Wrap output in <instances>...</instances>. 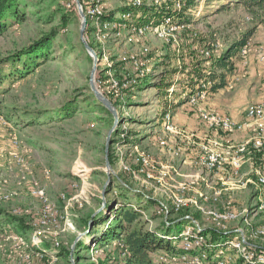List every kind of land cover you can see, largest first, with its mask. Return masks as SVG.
<instances>
[{"label": "rangeland", "instance_id": "1", "mask_svg": "<svg viewBox=\"0 0 264 264\" xmlns=\"http://www.w3.org/2000/svg\"><path fill=\"white\" fill-rule=\"evenodd\" d=\"M91 1L95 0H79L80 5H90ZM99 1L101 10H114L115 18H119L121 11L117 6L130 0ZM28 2L30 5L25 10L37 11L28 14L23 23L14 24L0 35V57L27 46L50 27L60 25L58 17L50 21L49 15L66 9L73 3L77 10L75 0H28ZM193 6L196 10L199 9V14L189 15L190 26L176 31L178 38L188 33L186 30L194 29L199 32L201 41L217 43L215 53H220L241 33L254 27L248 42L250 64L247 70H264V65L256 59L257 50L264 47V9H248L238 3V0H195ZM81 20V16L76 14L75 17L72 16L70 23L59 27L58 34L52 40L54 55L50 59L42 61L24 79L15 83L6 82L0 86V114L6 121L5 109L15 110L14 112L29 109L34 113L36 109L42 112L49 111L47 115L39 116L42 113L40 112L21 119L22 122L18 125L7 121L8 125L0 127L5 137L3 143L9 146L11 143L23 159V163L18 165L12 155L10 159L7 153L0 157V192L11 195L8 200L0 198V208L23 220L28 226L27 230L21 231L0 217V264L117 262L118 252L114 243L111 245L97 243L94 236L100 230L99 226L93 228L91 233L90 226H86L85 221L89 220V214L98 213L100 216L103 210L102 197L108 203L121 199L125 192L122 190L121 182L129 185L133 192H138L136 195L133 192H126L130 202L135 205L146 202L144 195L158 201L156 204L148 205L149 208L145 211L149 220L146 228H160L165 211H169L171 213L165 215L169 218L188 214L194 217L201 228L218 229L209 215L198 209L196 203L190 200L196 199L199 206H205L207 209L220 212L228 209L237 212L236 216L224 223L220 230L234 232L240 229L246 233V242L263 248V239L251 238L249 234L250 225L247 220L253 213L256 217H253L251 223L254 226L264 224V211L255 214L257 202L251 184L243 186L245 179L239 180L238 183L232 180L227 189H224L220 183L210 180V176L206 175L202 168L200 170L203 179L196 185L190 182V188L180 194L177 190L178 184L193 180L190 175L194 174V168L191 167L190 173L176 178L177 175L170 172L173 159L178 158L168 153L167 160H158L152 151V148L159 144L157 141L159 135L168 134L165 133L161 120L165 103L170 104L172 110L184 96L182 84L185 78L175 84L176 92L167 102L165 101L167 93L161 94L150 85L154 80L151 72L153 70L157 72L162 68L158 66L161 55L157 53L172 52L173 48L162 44L153 31L147 32L136 43H126L122 37L113 35L112 31H106L105 38H98V29L93 19L85 21L81 36ZM82 39L92 45L94 57L86 49L85 51L81 49L80 45H84ZM145 52L148 55L150 53L156 55L154 60H148L149 73L139 83L137 81L134 87L121 89L119 96L115 97L109 89L97 87L94 83L97 92L109 100L115 114L105 106L109 113L101 111L98 107V102H101L91 89V80L106 68L114 78L130 79L135 75L131 56L141 54L143 56ZM263 82L264 80H260L259 84ZM5 87H8L7 92H2V88ZM233 90L222 93V97L230 98ZM209 101L212 102V99ZM67 102L74 106L79 105L80 109L67 118L51 117L55 109H59ZM255 103V100H249L245 110ZM187 107L196 112L194 107L190 105ZM183 108H186V105ZM183 108L178 109V116L181 118L189 111ZM191 111L189 112L193 113ZM173 112L176 114L177 109H173ZM174 121L173 118L172 123L175 126L179 125ZM190 124V127L197 128L193 123ZM179 128L175 136L186 135V128ZM214 135L229 137L220 132ZM162 137L167 141L166 135ZM168 138H171L169 140L171 143L175 141L170 135ZM14 139L18 142L15 146L12 144ZM140 154H147L151 164L142 165L138 160ZM106 160L109 163L108 167ZM107 180H110L111 187L108 189V184L103 189ZM73 184L76 186L72 187ZM35 185L45 187L50 202L51 210L45 221L41 217V201L30 194V188ZM206 187L207 189H204ZM218 189L219 194H213ZM62 192L66 193L65 199H60ZM200 192L206 194V200L199 199ZM175 195L183 197L186 200L185 204L177 207ZM112 204L110 206L114 205ZM65 205L69 207L66 213L70 226H66L60 217L65 213ZM14 208L19 212L14 213L12 211ZM97 210L99 211L96 212ZM103 213L113 216V211L108 209ZM185 224L186 221H180L172 223V226L179 228ZM19 236L23 239L16 247L15 243L18 244ZM246 252L250 250L246 248ZM230 256L232 261L228 264H237L232 252Z\"/></svg>", "mask_w": 264, "mask_h": 264}, {"label": "trees", "instance_id": "2", "mask_svg": "<svg viewBox=\"0 0 264 264\" xmlns=\"http://www.w3.org/2000/svg\"><path fill=\"white\" fill-rule=\"evenodd\" d=\"M146 1L149 2L145 3ZM194 1L183 0V7L177 11L169 8L172 5L171 0L159 4H155L154 0H143L144 3L142 5L131 9L133 23H149L155 27L167 14L173 16L175 23L189 24L190 20L187 10L193 6ZM238 3L243 4L248 9H264V0H238ZM28 5H30L28 0H0V35L4 34L14 24L23 23L27 19L28 14H33L37 11L27 12L25 9ZM34 7L37 6L35 5ZM117 8L121 12L128 9L127 6L123 5L117 6ZM113 11L108 10L105 17L110 18ZM76 14L78 13L73 3L72 6L49 15L48 20L50 21L54 17H58L60 25L50 27L37 40L27 46L0 57V86H3L6 82L15 83L24 79L42 61L50 59L54 55L52 40L58 34L59 27L70 23L72 16L75 17ZM186 31L188 33L178 38L180 43L178 55L175 54L174 48L170 44H164L173 48V51L162 52L158 64L162 68L153 75L152 78L154 80L150 83L159 93L166 94L168 88L173 83L182 82L183 78H185L182 84V90H184L183 93L185 96H183L180 103H187L188 97L201 84L208 83L205 87L207 96L226 86L229 87L234 77L240 74L237 69L239 67L243 68L239 51L242 46L249 42L254 32V27L241 33L237 39L230 42L220 53H215V50L212 51L209 57H204L198 52L199 48L208 46L207 42L201 41L199 32L197 37H193L194 29ZM80 46L85 51L84 45ZM90 46L92 47L91 44ZM149 56L153 57L154 55L150 53ZM87 57L90 59L88 54ZM96 77H98V74H96ZM7 90L8 87H5L1 91L7 92ZM174 92H176V88ZM165 101H169L167 97ZM98 105L101 111L109 113L101 103L98 102ZM168 105L165 103L161 114H164ZM78 109H80L79 105L74 106L72 103L67 102L59 109H55L51 117L67 118ZM14 111L5 109L4 115L8 122L16 125L22 122L21 119L32 117L33 114L42 112L39 109H36L35 113L29 109ZM44 111L39 116L49 113L47 110ZM171 111L174 114L173 109ZM120 184L123 187L122 190L125 191L121 199L109 203L106 201L105 207L100 212V216H98V213L94 217H92V214H89V220L85 221V225L90 226L91 233L93 228L99 226L100 230L94 236L97 243L105 245L114 243L115 250L118 252V261L115 263L112 262V264H182L194 256L201 258L203 264H218L219 260H222L224 264H228L232 261V257L230 256L231 252L236 257L235 261L238 262L237 264H244L242 256L234 248L225 245L226 241L234 238L236 235L232 230L223 231L220 228L209 227L202 228L200 231L195 230L196 236H184L183 232L187 226L194 227V217L188 214H181L180 216L169 218V216H165L167 213H171L169 211H165L160 228H146L145 226L149 220L146 218L147 214L145 211L148 210V205L156 204L158 201L151 197L147 198L144 195L146 204L140 202L135 205L130 202V199L126 195L127 191L133 192L131 187L123 182ZM110 187L111 185L109 184L108 189ZM133 193L136 195L138 192L134 191ZM111 204L113 206H110ZM115 206L116 208H114ZM105 209L111 212L113 211V216L104 214ZM0 217L21 231L28 229V226L23 220L2 208H0ZM180 221H186L184 227L176 228L172 226V223ZM200 236L202 237L200 245H193L188 249H184L183 243L186 242L185 240L194 242L196 237ZM246 248L249 249V246L245 245ZM258 253H264V248H259ZM105 263L100 262V264Z\"/></svg>", "mask_w": 264, "mask_h": 264}, {"label": "built area", "instance_id": "3", "mask_svg": "<svg viewBox=\"0 0 264 264\" xmlns=\"http://www.w3.org/2000/svg\"><path fill=\"white\" fill-rule=\"evenodd\" d=\"M169 0H154L155 4H159L161 2H167ZM172 5L169 6L170 9L173 10H181L183 7V0H171ZM146 1L145 3H148ZM143 0H130L123 4V6H127L128 9L124 12H121V16L119 18H115L114 11L111 13L110 18H106L105 14L107 11H103L100 9L101 2L99 0L91 1L89 4H84L81 8L84 13L85 21L87 19H93V23L97 26L98 38H105L106 31H112L113 35L117 37H122L123 41L126 43H136L144 37L147 32L153 31L156 38L161 41L163 44H170L175 51V54H179L180 43L177 36L176 31L181 30L184 27H189L190 24H178L173 21L172 15H165L163 20L155 27H153L149 23H133V16L131 9L137 8L142 5ZM187 13L196 15L199 14V9L196 10V7L191 6L188 8ZM250 17H248L249 19ZM198 36V31H193V37ZM206 47H201L198 49L200 55L204 57H209L211 52L216 49L218 46L217 43L207 42ZM146 51V49H145ZM250 47L247 44L240 48L239 54L241 57V64L243 68H247L250 62ZM157 54H162V52H158ZM156 55V54H155ZM150 57L148 54L142 56L132 55V63L134 65L135 75L130 77V79H118L114 78L113 74L106 68L101 74L98 75L94 79L97 87L107 88L109 92H112L114 96H119V91L123 88H127L128 86H132L137 83L141 79H143L150 71L148 60L153 59L154 57ZM256 59L259 63L264 65V47H260L257 50ZM157 72L152 71L151 74L155 75ZM104 75V76H103ZM241 76L237 75L230 82L229 87L232 88L235 83L240 79ZM208 84V83H207ZM207 84H201L199 88L188 97L187 104L191 107H194L197 111V116L205 125L206 128L211 129L215 134L218 132L225 135H232L236 132H240L243 130H247L249 132V137L242 142L234 143L229 145V151L224 152L214 145L217 143L213 142L211 144H203L201 147V152L198 154L197 158L194 160V165L196 166V170L204 168V170L208 173L214 172L218 173L220 171L226 170V164L229 165L230 170L237 174L238 170L243 166V164L247 161L251 164V170L249 172L248 177L245 179V182L242 183L243 186H248L251 184L253 187V195L256 196L257 207L255 214L259 211H264V100L259 101L253 105H251L246 113L245 120L242 122H238L234 120L231 116L219 113L216 110L205 108L201 105V103L206 99L207 93L205 87ZM175 83H173L167 90L166 97L169 99L173 91L175 90ZM185 96V94L183 93ZM162 124L163 129L166 132H175V125L173 122V114L170 108V104L167 106L166 111L162 114ZM9 123L5 120L4 116L0 114V127L3 125H8ZM159 145L165 148V150L173 157L180 156V149L174 148L168 144V142L162 137L159 136L157 138ZM18 142L14 139L12 140L13 146ZM11 144V143H10ZM12 147V145H11ZM13 156L15 163L21 165L23 163L22 157L19 155L17 151H10V156ZM138 160L144 166L151 164L150 158L147 154H140ZM193 180H188L187 182H181L177 186V190L180 194L185 193L190 188V182L192 185H196L198 181L203 179V176L200 172H195L193 175ZM76 186V185H72ZM220 189L213 192V194H219ZM31 196L38 198L41 201L42 208L40 210L41 217L43 221L49 217V213L51 210L50 202L46 196V189L44 186L35 185L30 188ZM11 195L9 193L0 192V198L3 200L10 199ZM66 193H60V199H65ZM176 206L185 204V199L183 197L174 196ZM199 199H207V196L204 192L199 193ZM192 202L196 203L198 209L203 211L205 214L209 215V217L216 223L218 228H223L224 223L229 220H232L237 214L235 211L224 210L222 212L211 210L205 208V206H199V203L195 200L190 199ZM203 200V201H204ZM205 204V203H204ZM68 205L64 206L65 213L61 214V218L65 222L66 226H70L69 218L67 215ZM14 213H18L19 210L13 209ZM254 213L252 216L248 218V222L250 225V237L261 238L264 241V224L259 226H254L251 221H253ZM256 217V216H255ZM248 224V223H247ZM201 226L195 222L194 227L187 226L183 232L184 236H196L195 230L200 231ZM236 233L235 237L226 241L225 245L234 248L238 253H241V256L244 260V264H263L264 263V253H258V249L262 247H257L246 242V233H244L240 229L234 230ZM19 240L18 244L15 243V246H19L23 237L19 236L17 238ZM170 239V238H169ZM183 243L184 249H188L193 245H200L202 242V237H196L194 242H190L185 240ZM220 245V244H217ZM245 245L249 246L250 252H246ZM264 248V247H263ZM244 250V252H242ZM246 252V253H245ZM243 253V254H242ZM24 258L27 259V256L24 255ZM182 264H203L201 258L198 256H194L193 258L184 261ZM218 264H224L222 260L218 261Z\"/></svg>", "mask_w": 264, "mask_h": 264}, {"label": "crops", "instance_id": "4", "mask_svg": "<svg viewBox=\"0 0 264 264\" xmlns=\"http://www.w3.org/2000/svg\"><path fill=\"white\" fill-rule=\"evenodd\" d=\"M237 70H239L240 73L239 76L241 77L232 88L226 86L222 89H219L217 92L207 96L206 99L201 103V105L205 108L216 110L219 113L229 115L238 122H242L245 120V113H246L245 106L249 102V100L250 101L255 100L256 103L264 100V82L262 84H259L260 80H264V70L258 69L257 71H255L252 69L247 70V68L243 70L242 67L241 68L239 67ZM231 90H233V94L230 98L222 97L223 96L221 95L222 93L226 91L229 92ZM210 96H213V98H210ZM210 99H212V102L209 101ZM185 105L186 108L189 111H191L187 107L188 106L187 103L184 102L180 103L173 108V109H177V113L173 114V118L175 120L174 123L177 122V124L180 125V126L179 125L175 126V132H178L177 129H180L179 127H183L186 128L187 130L186 135L175 136V132H165L168 134L162 133V136L165 137L166 135L169 145H171L174 148L180 149V156L176 160L173 159V164L171 165L172 170L170 172V174L172 175H177L176 178H179L183 174H186L188 172L190 173L191 167L194 168V173L200 172V174L203 175L200 169L199 171L195 170L196 166L194 165V160L201 152V147L203 144L213 145V142H215L217 143L216 145H214L216 148L224 152H228L230 144L242 142L249 137V132L247 130L236 132L232 135H229L228 138L214 135L215 133L209 130L208 128H206L205 125L201 122V120L197 116V111L196 112L191 111L193 113H190L188 111L186 112V115H184L183 118L178 116V109L185 107ZM195 120L197 121V124H195ZM190 123H193L194 127L197 126V128L190 127L191 125ZM192 131L195 132L192 133ZM169 135L175 140L173 143L169 141L171 140V138L170 139L168 138ZM159 136H161V134ZM4 138H5L4 132H2L0 129V157H2L4 153H7L10 159V151L12 150V147L11 144L9 146L8 144L3 143ZM164 150H165L164 147H162L159 144L158 146L152 148L155 157L158 160L165 161L167 160L168 152L166 153V151ZM170 160H168V162ZM173 166L175 167L173 168ZM226 167H227L226 170L220 171L218 173H214V172L208 173L206 171H204V173L210 176V180H213V182L216 183H220V185H223L224 189H227V185H229L232 180L235 183H238L239 180L243 181L248 177L249 172L251 170V164L248 162H245L243 164V166L238 170L237 174L233 173L230 170L228 164H226ZM204 189H207V187ZM242 189L246 190V188H242Z\"/></svg>", "mask_w": 264, "mask_h": 264}, {"label": "water", "instance_id": "5", "mask_svg": "<svg viewBox=\"0 0 264 264\" xmlns=\"http://www.w3.org/2000/svg\"><path fill=\"white\" fill-rule=\"evenodd\" d=\"M75 2H76L75 4H76V7H77L78 14L82 18V20H81V28H80V35L82 36V31H83V28L85 26V17H84V13L82 11V8H81V5H80L79 0H75ZM82 42L84 44L85 49L90 54H92L93 57H94L95 52L93 51V49L91 48V46L84 39H82ZM91 79H92V75H91ZM94 83H95V81H94V79H92L91 80V89H92V91H94V93L96 94L97 98L100 100V102L102 103V105L105 106L108 110H110L113 114H115V110L112 108V105L109 102V100H107L105 97H103L101 94H99L97 92V89H96V86H95ZM107 146H108V141H107L106 147H105L106 154H107ZM106 165H107V167L109 166L108 160H106ZM108 184H109V180L106 181L105 186L103 187V189H105L106 185H108ZM103 193H104V190H103ZM105 204H106V200L102 197V208L105 207ZM98 211L99 210H97L96 212H98ZM95 214H93L92 217H94Z\"/></svg>", "mask_w": 264, "mask_h": 264}]
</instances>
